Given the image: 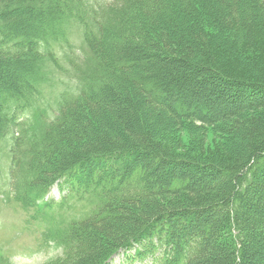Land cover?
Wrapping results in <instances>:
<instances>
[{"label":"trees","instance_id":"1","mask_svg":"<svg viewBox=\"0 0 264 264\" xmlns=\"http://www.w3.org/2000/svg\"><path fill=\"white\" fill-rule=\"evenodd\" d=\"M69 26L86 51L67 58L75 88L34 116ZM263 35L264 0H0L14 200L32 207L59 183L88 206L50 264H104L135 247L151 264H264V61L238 55ZM188 122L230 130L227 157L168 155L157 135Z\"/></svg>","mask_w":264,"mask_h":264},{"label":"rangeland","instance_id":"2","mask_svg":"<svg viewBox=\"0 0 264 264\" xmlns=\"http://www.w3.org/2000/svg\"><path fill=\"white\" fill-rule=\"evenodd\" d=\"M86 1L90 5H95L97 1L99 2V0ZM79 30L80 28H77V26H69L67 44L57 43V46H64L61 47L62 51L59 50L58 52V59L47 63V75L40 87V97L37 101L32 102L35 107L31 110L34 116L37 113H44L45 116L51 117L60 94H65L72 91L73 87L75 88V74L69 66V59L67 61V58L71 57L72 60L78 63L80 62V58L85 55L86 51H83V43ZM259 44L261 46L260 49L241 48L238 51V55L251 64L256 63L258 60L264 61V35ZM69 50H72L71 54ZM254 115L264 117V110H259ZM35 120L36 122L39 121L36 117ZM228 132H225L224 129H217L196 122H188L181 128H174L163 135L159 133L157 137L161 141L158 142L159 145L170 156L178 158L191 157L192 159L199 158L202 161H210L216 158L224 159L227 157L231 149L230 147L235 142V139L231 138ZM14 133L16 135V131ZM9 138L10 136H6L0 141V163L10 157L8 150L14 141L11 138L9 140ZM7 192V182L2 177L0 179V259L8 260L12 264H44L47 260L50 261L54 257L60 256L61 251L55 249L53 246H47L42 240L41 233L50 231L52 228L56 229V226L62 231L70 221L79 219L84 215L87 205L80 201L66 199V203L64 202L60 207L55 206L52 209L51 215L52 218L54 217V221H49V217H46L42 222H31L28 220L30 212L20 210L18 205L6 204L4 202V199L7 198ZM63 195L64 193L55 185L48 195V200L58 203ZM36 250L37 252L34 254ZM136 251H139V248ZM141 251L143 250L141 249ZM33 254L34 256L32 257ZM107 263L151 264V260L146 255L142 259L139 258L133 249L129 252L113 256Z\"/></svg>","mask_w":264,"mask_h":264},{"label":"bare ground","instance_id":"3","mask_svg":"<svg viewBox=\"0 0 264 264\" xmlns=\"http://www.w3.org/2000/svg\"><path fill=\"white\" fill-rule=\"evenodd\" d=\"M231 148V147H230Z\"/></svg>","mask_w":264,"mask_h":264}]
</instances>
